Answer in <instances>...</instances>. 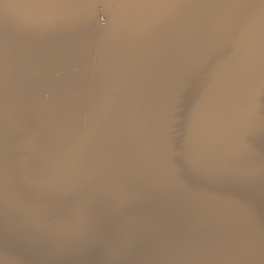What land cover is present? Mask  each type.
<instances>
[{
	"label": "water",
	"instance_id": "95a60500",
	"mask_svg": "<svg viewBox=\"0 0 264 264\" xmlns=\"http://www.w3.org/2000/svg\"><path fill=\"white\" fill-rule=\"evenodd\" d=\"M0 264H264V0H0Z\"/></svg>",
	"mask_w": 264,
	"mask_h": 264
}]
</instances>
